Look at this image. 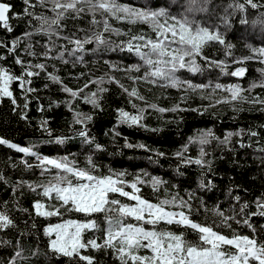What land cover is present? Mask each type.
<instances>
[{
    "label": "trees",
    "instance_id": "obj_1",
    "mask_svg": "<svg viewBox=\"0 0 264 264\" xmlns=\"http://www.w3.org/2000/svg\"><path fill=\"white\" fill-rule=\"evenodd\" d=\"M2 1L12 5L8 13V23L12 31L8 32L3 25H0V41L8 42V46L11 47L13 38L19 37L25 32L32 33L30 37L19 40L15 46V54L22 56L25 60L31 59L33 63L44 60L47 68L45 71H40L32 82V87L37 89L33 95L40 98L39 102L44 105V110L38 112L36 110L37 102L32 100L27 110L28 119L23 120L18 112H12L7 98L0 100V137L21 145L31 144L33 150L41 154L69 155L81 166H85L86 154L91 153L95 163L99 166L97 174H106L107 170L111 168L127 172L129 180H132L139 170H144L150 175H157L166 183L156 192H153L150 185L140 186L141 194L145 198L153 201L157 196L164 198L165 188L169 193L179 192L185 197L186 190H191L195 194L192 201L191 218L197 222L213 224L214 230L224 234H231L230 229L219 224V217L212 211L214 207L224 210L226 215L232 214L233 207L238 212L240 205L234 203L232 197L239 194L244 200L250 202L247 211L255 212V205L251 204V201L264 192V104H261L258 99L252 103L249 101L256 97L264 99V86L260 84V81H264V58H260L259 53L252 51L264 47V6L252 7L247 0H197L195 8L192 7V0H117L120 4L135 7L163 9L166 16L158 17L157 22L159 23H165V21L171 23L170 18L175 16L177 19L187 20L193 29L200 26H211L213 30L218 31L223 36L224 43L207 42L202 47V56L197 58L203 71L192 73L187 69H181L177 75L182 80H191L194 84H240L243 90L241 95L246 99L229 103L221 99L230 95L224 89H214L211 86L203 90L173 88L166 86L163 81L153 83L151 79L133 80L132 77H140L146 70L143 62L127 51H121L119 47L114 48L112 44L97 47L95 43L88 42L85 48H95L96 51H86L83 54V62L80 63L75 62V57H68L67 51H64L63 60L58 56L62 48L66 50L71 47L69 41L64 37L83 38L93 32H99L113 44L118 45L133 35H146L155 39V23L142 20L130 22L127 19L121 21L109 15L110 28L120 29L119 33L112 32L104 29L103 18L99 12L95 14V20L98 23H93V15L87 12V4H83L81 5L83 13L79 16L71 12L66 13L60 21L63 27L54 26L57 27L60 35L55 32L51 34L39 33L33 31L39 21L24 15L23 0ZM252 2L264 5V0H252ZM29 3L32 5L29 11L35 14H43L49 18L54 15L50 6L40 5V0H29ZM13 12L20 13L21 16L19 18L12 17L11 13ZM46 41H51L54 45L49 51L47 59L40 56V53L45 50ZM26 44L33 45L36 57L28 56L23 51ZM227 45H231V49H227ZM226 51L230 53L229 56H225ZM0 55L6 56L5 59L0 60V64L7 66L15 74L22 71L21 67L14 63V56L7 54L4 47H0ZM204 57L208 58L207 61ZM239 57L251 58L241 61L238 59ZM221 59L227 62L226 74H221L219 68L210 66L213 61ZM106 61H111L117 65V68H109ZM132 63L141 64V68L129 72L123 71L127 65ZM53 65L55 74L60 76L63 83L69 87H81L88 79L109 74L118 79L120 84L128 88L129 91L135 87L139 95L144 97L143 100L131 97L134 104L143 106L145 103H155L158 107L167 109L179 104L184 110L176 112L169 110L161 113L154 109H146L144 123L148 125V130L138 126L119 125L115 129L119 135H114L112 126L115 124V108L124 107L127 111H135V109L128 103L129 96L119 84L115 81L105 80L103 87L108 91L102 94V110L93 109L83 100L73 102L74 106L78 105V110L94 113V119L89 122L88 127L96 142L104 146L103 149L95 150L92 145L83 144L79 138H71L64 144L50 142L52 137L44 132L39 125V121L44 118H50L49 126L53 134L63 133L71 136L68 128L71 112L62 103L67 98V94L61 92L59 84L47 79V72L53 71ZM238 67L245 69L244 75L232 76V71ZM80 73L84 75L78 77ZM250 83L256 84L251 90H249ZM46 84L47 87H44ZM12 87L16 88L15 82ZM95 89L96 85L93 83L85 91L92 92ZM16 95L19 97L18 90H16ZM182 96L183 99H181ZM51 100H58L61 103L49 108ZM20 103L23 102L20 101ZM209 127L220 137H223L225 130L234 131L238 128L245 129L246 134L241 137L233 136L229 147H218L215 141L210 147H206V151L211 153L208 159L212 160V171H206L205 182L207 183L208 178L211 177L214 180V187L202 189L198 186L200 167L194 163L180 165L179 160L172 153L185 144L188 137L194 135L196 130ZM153 129L159 130L154 131ZM249 129L255 131L257 135L247 134ZM125 138L132 145L138 142L144 143L150 148L164 152L165 155L157 156L146 149L126 147ZM238 139L243 141L245 147L241 148L236 143ZM197 151L196 145L190 144L186 154L195 157ZM22 155L0 145V176L3 177L0 179V208H3L5 202H8L7 208L16 224L15 228L9 227L0 230V262L7 264V261L16 252L15 245L19 243L24 251L18 261L23 260L24 264H77L76 259L57 255L47 247L48 238L44 234L43 228L49 223H57L60 217H38L35 212L29 215L28 212L20 211V208H28L31 211V203L37 198L36 193L26 186H17L15 191L13 187L19 181L39 183L47 181L49 178L47 172L41 176L39 169L26 168L19 159ZM25 159L28 163H32L35 158L29 156ZM178 165L182 175L177 173ZM73 179L75 178L73 177ZM173 185L177 187L173 188ZM229 188L232 189L231 192L228 191ZM201 198L203 207L200 203ZM120 199L123 202H129L128 198L121 197ZM53 203H55L54 200ZM63 218L81 219L83 216L71 212L66 213ZM100 223L103 226L102 218ZM251 223L255 226L257 235L264 239V228L261 227L264 225V217L252 216ZM160 226L177 233L183 232L186 240L200 243L198 235L191 228L177 224L167 225L165 222H161ZM232 228L237 229L241 234L251 235L250 229L238 226L234 221ZM91 235L99 236L101 233H92V230H88L83 238L86 240ZM33 251H36L37 255L33 256L31 254ZM83 252L92 255L95 264H119L110 249H85Z\"/></svg>",
    "mask_w": 264,
    "mask_h": 264
},
{
    "label": "snow or ice",
    "instance_id": "obj_2",
    "mask_svg": "<svg viewBox=\"0 0 264 264\" xmlns=\"http://www.w3.org/2000/svg\"><path fill=\"white\" fill-rule=\"evenodd\" d=\"M252 7H261L262 4H255L252 0H247ZM25 4L24 15L33 17L39 21L33 31L39 33L51 34L55 32L60 35L57 27H63L60 23L61 18L66 13H74L79 16L83 13L81 5L87 4L88 11L93 15L100 13L103 18L105 30L120 32L118 28H110L108 16H114L118 20H142L156 24V38L152 39L146 35H133L118 45L113 44L99 32H93L91 35H85L83 38L67 36L64 37L69 41L71 47L61 49L58 53L60 59H64V51H67L68 57H75V62H83V54L86 51L95 52L96 49H86L88 42H93L100 47L101 45H110L119 47L121 51L135 55L143 62L146 69L142 76L132 77L133 80H149L153 83L163 81L166 86L173 88L184 87L185 89L203 90L209 86L214 89H224L230 95L221 99L226 102L244 100L246 97L241 95L243 91L238 83H215L214 85L194 84L191 80H182L178 75L181 69H187L192 73L203 71V67L197 62V58L202 56V47L211 41L224 43L223 36L211 26H200L193 29L189 26L187 20L177 17H171V23L157 22V18L165 15L163 9H151L120 4L117 0H40L41 6H50L54 13L52 17H46L43 14H35L29 11V0H23ZM197 0H192V7H196ZM12 5L7 2H0V25H3L8 32L12 31L8 23V15ZM123 13V14H120ZM12 17L19 18L20 13H11ZM31 22V21H29ZM32 33L25 32L21 36L12 39V46L8 42L0 41V47L6 49L7 54L14 56V63L19 65L22 71L15 74L10 68L0 64V100L7 98L10 102L13 113L19 114L20 118L27 120V110L32 100L37 102V111L42 112L44 105L39 102V97L33 95L37 89L32 87L33 78L38 76L40 71L47 68L44 60L33 63L31 59L25 60L20 55L15 54V46L20 39L30 37ZM170 34V35H169ZM143 42V43H140ZM51 41H46L44 51L40 56L45 59L49 56V51L53 47ZM227 45V49H231ZM28 56L36 57L32 44H26L23 50ZM253 52L259 53L260 58H264V47L256 48ZM79 53V55H77ZM228 51L225 56H229ZM5 55H0V60L5 59ZM251 57H239L243 61ZM207 61V57H204ZM109 68L115 69L117 65L111 61L105 62ZM226 60H216L212 65L219 68L221 74H226ZM141 64L132 63L123 69L125 72L139 70ZM245 69L243 67L235 68L231 75L235 77L243 76ZM84 74H78L82 77ZM47 79L59 84L62 93L67 94V98L62 102L71 112L69 121V131L71 136L53 134L49 126L50 118H44L39 121L40 128L52 137L50 142L64 144L71 138H79L85 145H92L95 150H102L103 145L96 142L95 137L90 134L89 122L94 119V113L83 112L78 110V105L74 106L75 100H83L90 104L93 109L102 110V94L108 89L103 87L105 80L108 82L115 81L119 84L125 93L128 94V103L131 104L135 111H127L124 107L115 108V124L112 126L114 135H119L115 131L119 125L129 127L138 126L148 130V125L144 123L146 109H154L161 113L169 110L176 112L184 110L179 104L174 105L171 109L158 107L157 104L145 103L143 106L132 103L131 97H137L143 100L135 87L128 90L120 84L118 79L109 74L97 76L88 79L81 87L73 88L64 84L62 78L53 71L47 72ZM15 82L16 88L12 87ZM96 85L92 92L85 90L91 84ZM264 86V81H260ZM256 84L250 83L249 90ZM47 87V84L44 85ZM19 91V97L16 95ZM183 99V96L181 97ZM260 100L264 104V99L260 97L253 98L249 102ZM20 101L23 103L21 104ZM219 102V101H217ZM61 101L51 100L48 107L59 105ZM199 111L200 109H193ZM158 131L159 129H153ZM246 134V130L238 128L234 131L225 130L223 137L217 136L211 127L196 130L194 135L188 137V141L182 144L178 150L172 153L180 165L195 164L200 167V176L198 186L202 189H211L214 187V180L209 177L205 182L206 171L211 172L212 160L208 159L211 155L206 151L212 142L217 146L229 147L233 136L241 137ZM247 134L255 136L257 133L251 129ZM241 148L245 147L242 140H237ZM190 144L196 145L198 151L195 157L187 155ZM0 145L6 146L23 154L19 159L26 168H37L40 175L44 176L47 172L49 178L44 182L19 181L13 187L15 191L17 186H26L36 193V197L31 203V211L28 208H20L21 212H32L38 217H60L57 223H49L43 228L44 234L48 238L47 247L57 255H63L76 259L77 264H95L92 255L84 254L85 249L111 250L112 255L119 261V264H264V239H261L256 232L255 226L251 223V217L259 215L264 217V192L256 196L251 201L255 205V212H249L247 209L250 202L244 200L239 194L232 197L234 203H239V211L233 207L231 215H226L224 210L214 207L212 211L219 217V224L230 229L231 234H224L221 231L214 230L213 224L201 223L191 218L192 201L195 194L191 190H186V197L179 192L169 193L165 188V197H156V200L145 198L141 194L140 186L150 185L153 192L159 190L165 183L161 177L150 175L144 170H139L132 180L127 179L128 173L122 170H113L109 168L107 173L97 174L98 165L95 163L91 153L86 154L85 166H81L78 161L71 159L69 155H46L33 150V146L21 145L4 137H0ZM126 147H136L146 149L155 153L157 156H164L165 153L155 148H150L144 143L132 145L125 138ZM231 150V149H230ZM34 157L32 163H28L25 157ZM15 167V165H12ZM179 172V165L177 166ZM73 177L75 179H73ZM0 179H3L0 176ZM177 187L173 185V188ZM130 189V190H127ZM232 191L231 188L228 189ZM245 192L247 190L245 189ZM128 198L129 202H123L120 198ZM53 200L55 203H53ZM5 202L3 208H0V230L9 227L15 228L14 218L10 214ZM203 207V200H200ZM82 214L81 219H65L66 213ZM102 218L103 226L100 220ZM130 221V222H129ZM236 225L246 227L251 230V235L241 234L237 229L232 228V222ZM161 222L167 225H183L185 228H191L198 235L200 243H194L184 238V233H177L171 229L161 227ZM35 227V225H33ZM264 228V225L261 226ZM88 230L92 233H101V235H91L90 238L84 239L83 236ZM54 237V238H53ZM16 252L13 257L7 261V264H24L23 260L18 258L22 255L23 249L19 243L15 245ZM37 255L36 251L31 253ZM47 255V253H45ZM26 259V257H25ZM2 264V262H0Z\"/></svg>",
    "mask_w": 264,
    "mask_h": 264
},
{
    "label": "water",
    "instance_id": "obj_3",
    "mask_svg": "<svg viewBox=\"0 0 264 264\" xmlns=\"http://www.w3.org/2000/svg\"><path fill=\"white\" fill-rule=\"evenodd\" d=\"M0 2H3L2 0H0ZM7 15H8V13H7Z\"/></svg>",
    "mask_w": 264,
    "mask_h": 264
},
{
    "label": "rangeland",
    "instance_id": "obj_4",
    "mask_svg": "<svg viewBox=\"0 0 264 264\" xmlns=\"http://www.w3.org/2000/svg\"><path fill=\"white\" fill-rule=\"evenodd\" d=\"M54 238V237H53Z\"/></svg>",
    "mask_w": 264,
    "mask_h": 264
}]
</instances>
